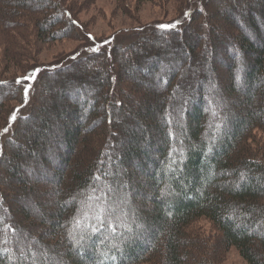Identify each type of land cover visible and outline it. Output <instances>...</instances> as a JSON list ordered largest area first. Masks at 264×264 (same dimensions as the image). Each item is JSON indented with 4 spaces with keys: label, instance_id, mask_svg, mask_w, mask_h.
<instances>
[{
    "label": "trees",
    "instance_id": "1",
    "mask_svg": "<svg viewBox=\"0 0 264 264\" xmlns=\"http://www.w3.org/2000/svg\"><path fill=\"white\" fill-rule=\"evenodd\" d=\"M219 3L234 19L238 5L249 10L243 17L246 24H241L248 35L231 32L200 43V33L209 31L220 16L213 8L203 14L197 9L188 19L185 15L138 36L127 53L119 55L116 45L110 57L94 50L79 53L62 67L45 69L31 87L28 103L19 79L0 80V115L11 100L28 110L0 146V264H219L218 250L232 246L248 264H264V144L252 146V131L262 127L264 133V84L255 89L258 82L264 83V0ZM22 18L30 19L43 42L69 35L66 27L83 29L62 0H0L5 62L32 56L26 47L20 56L12 53V31ZM154 32L167 35L156 38ZM145 37L149 41L141 42ZM230 46L234 52H229ZM178 49L187 59L209 55L224 61L221 56L227 52L239 56L234 71H229L226 98L241 91L244 107L227 105L222 120L211 125L206 110L214 106L212 98H222L218 89L205 92L204 82L216 69L203 64L205 72L197 77L191 68H177L166 58H174ZM88 58L94 64L83 66ZM145 71L149 78L144 83L151 87L163 81L165 95L154 90L139 93L143 90L135 75ZM92 84L98 95L87 100L83 91ZM257 92L263 93L260 106ZM177 103L184 106L181 116ZM122 112L131 115V122L122 119ZM52 119L62 131L53 141L59 148H46L40 163L28 170L37 179L33 187L18 170L23 158L43 150L40 139ZM55 156L63 166L55 173L57 197L53 209L39 210L41 200L34 189L42 184L39 181L49 180L46 168ZM126 165L132 169L124 170ZM97 168L104 169L102 177ZM136 172L143 181L132 180ZM100 181L107 187L91 196ZM123 187L134 192V200L116 196ZM137 198L147 200L140 206ZM87 203L100 210H88ZM109 210L112 214H105ZM121 213L127 217L123 228L117 222ZM200 219L215 231L210 245L209 236L202 237L193 227Z\"/></svg>",
    "mask_w": 264,
    "mask_h": 264
},
{
    "label": "rangeland",
    "instance_id": "2",
    "mask_svg": "<svg viewBox=\"0 0 264 264\" xmlns=\"http://www.w3.org/2000/svg\"><path fill=\"white\" fill-rule=\"evenodd\" d=\"M255 1V0H254ZM210 2V3H209ZM62 3L68 7L71 17L74 18L79 24L83 26V29L76 28L69 30V27H66L65 29L68 31L67 33L69 35H66L62 38H59L57 40L51 41V42H43L39 40L35 33L33 32L34 29L32 28V24H30V19L28 18H22L19 20V22H23L21 25H17V29H13L14 35L11 36L13 38V42L16 43L13 45L12 53L14 55L20 56L23 53V50H26V48L31 52L30 58H23L21 60H17L15 58L11 59H5L7 62L3 60L2 54L3 50L5 49V44L0 42V80H12V79H19L20 87L23 93V96L26 98L27 103L29 102V98L31 95V87H33V84L35 83V80L39 78L41 73L45 69H52L56 67V65L61 66L68 62H70L71 59L75 58L77 55L85 54L87 52H91L94 50L102 51L103 54L107 57H110V53L113 51V47L116 45H120V53L131 50V47L127 48L129 44L132 42H135L134 40L139 36L146 35V33L155 31L156 27L159 25H165L169 22H174L177 18L184 17L186 15L185 19H188L189 17L194 15V12L197 9H201L202 14L205 13L208 8L215 10L214 13L217 16H220V20L218 23H215L216 20L212 21L210 24V29L205 32L200 33V43L207 42L209 44L210 40L212 39L213 35H230L231 32L234 34H246L248 35L246 31V27L242 28V23L246 24V19L244 20V16H246L247 13H249L247 8H244V6L238 5L237 11H236V19L233 17H230L229 15H225L222 12V8H220L221 4L219 3V0H62ZM253 3V2H252ZM213 7H212V6ZM242 12V13H241ZM246 12V13H245ZM35 14V13H34ZM37 15V14H36ZM20 19V18H19ZM24 20V21H23ZM171 24V23H170ZM174 24V23H173ZM216 25H219V28H217ZM21 28V30H20ZM12 29V28H11ZM166 32L164 33H152L153 37L160 36L164 38L166 36ZM157 38V37H156ZM144 40L141 41V39H138V42H145L147 43L150 39L148 37L143 38ZM232 46H234L232 44ZM26 47V48H25ZM179 48V47H178ZM235 48V46H234ZM174 48L173 50H175ZM236 49V48H235ZM172 50V51H173ZM174 58H166V60L169 61V63H172L177 66V68H191L195 73L197 74V77H200V75L205 72L203 69V66L206 65V63H210L216 70L215 74L210 75V79L206 80L204 82L206 86L205 92L211 91L216 93L217 91L218 95L220 96L221 101L212 100V108L207 109L206 117L211 119V125H214L218 123V119L223 118V111L228 108H232L235 110H239L240 108L244 107V96L242 95V92L240 91L237 93L235 91L234 97L226 98V92L228 91L229 81L231 80L232 76L229 74V71L233 72L234 69L232 67V64L238 62L239 56L231 55L228 56L229 52L233 51V48L230 46L229 52L226 54H222L224 57L221 61L218 58H212L211 56H205V57H199L201 59H187L181 53V50H176ZM234 52V51H233ZM2 53V54H1ZM242 57V56H241ZM220 58V57H219ZM230 58V59H229ZM205 59V60H204ZM221 59V58H220ZM91 59H83V66H86V64L90 67L94 63L90 61ZM202 60L204 62L202 63ZM92 63V64H91ZM204 64V65H203ZM96 66V65H95ZM62 67V66H61ZM78 68L79 65L77 66ZM167 68V66H165ZM228 69V70H227ZM231 69V70H230ZM166 70V69H165ZM56 74H60L62 71L54 70ZM53 71V72H54ZM66 72V71H64ZM54 73V74H55ZM63 74V72L61 73ZM38 76V77H37ZM138 80L139 87L143 90L139 93L141 95H144L143 93H147V91L154 90L155 94H164V84L163 81H157V83H154L153 86L149 87L146 83H144V80H147L149 78L148 72H141L137 73L135 75ZM196 77V78H197ZM198 79V78H197ZM142 81V82H141ZM193 81V80H192ZM197 82V81H196ZM194 83L191 85L196 84ZM91 83V81H90ZM199 83V82H198ZM261 84H264L263 82H258L256 84L255 89L261 88ZM185 85V84H184ZM216 87H214V86ZM183 86V85H182ZM237 86V85H236ZM239 86V85H238ZM184 87V86H183ZM209 88V89H208ZM240 88V87H239ZM2 89L0 88V93L2 94ZM184 88H182L180 91H182ZM241 89V88H240ZM186 90V87H185ZM242 90V89H241ZM138 94V93H137ZM263 93L257 92V99H259L258 104L260 106L261 102L260 99L262 98ZM83 95L86 96L85 98L88 100V98H94L98 95V89L92 84L90 85V88H85L83 91ZM139 95V94H138ZM140 95V96H141ZM165 95V94H164ZM261 95V98H260ZM162 96V95H161ZM179 96L182 97V93H179ZM138 98V96H135V99ZM74 100V99H73ZM70 100H67L69 103ZM75 101V100H74ZM77 101V100H76ZM88 103V101H87ZM264 103V102H263ZM5 104L9 105V109L7 111H4L3 114L0 115V146L3 144L6 140V137L10 134L8 133L9 129H11L12 125L15 124V122L19 119V115L27 114V106L24 107L22 104H18L16 101L11 100L9 102H5ZM177 115L181 116L183 111V107L180 104L177 103L176 105ZM115 113L118 112V110H114ZM121 112V110L119 111ZM118 112V113H119ZM10 114V117L8 115ZM167 113V111H165ZM15 117L12 119V117ZM122 119L124 121L131 122L132 117L129 114H124V112L121 113ZM49 118V114H48ZM76 120V119H75ZM57 120L52 119L51 125L49 126L48 133L44 134L43 137H41V143L43 150H38L29 158H23L22 164L20 165V169L18 170L21 172V177L25 179L30 186L34 187L35 181H37L35 175H29L28 170L32 166H37L40 163V154L46 148H49L51 151L56 150L59 148V146H53V141L55 138H57L59 135H62V131L59 128L58 123H56ZM73 121V120H72ZM32 123H35L34 120L31 121ZM73 123V122H72ZM5 125H8V129L5 131ZM261 129H254L252 131V146L254 148L260 145L264 144V133L263 128ZM124 129V128H123ZM122 129V131H123ZM175 142H178L176 140ZM7 146V145H6ZM174 147H178L177 144L172 145ZM56 153V151L54 152ZM64 151L62 149L59 150L60 156L64 155ZM55 158V159H54ZM105 167L108 166L107 163H104ZM62 162L60 161V157H53L51 162H48L46 171L48 172V175L50 177L47 181H39L42 184L40 186L35 187L34 190H36L38 193H35V196H40V203L38 205L39 210L43 209H53V202L57 197V194L55 193V179L56 176L58 177V170L62 168ZM64 169V168H63ZM111 169V168H110ZM123 169H132L130 168V165L123 166ZM104 170V169H103ZM103 170L96 169V172L99 176H103L104 172ZM123 170V171H124ZM64 171V170H63ZM60 173V170H59ZM144 177L141 173L136 172L134 173L133 181L137 182L139 180L143 181ZM20 180L19 177L15 179V184H17ZM99 185L96 186L93 190H90L91 196H96L97 192L104 190L107 187V184L104 182H99ZM35 191V192H36ZM141 191V190H140ZM145 192V191H143ZM146 193V192H145ZM116 196H122L124 198L125 196L129 195L131 199L134 200V192L127 191L123 187L121 190H119L117 193H115ZM142 198V197H141ZM137 198L135 200L136 204L142 203V201H145L147 199H141ZM122 200L118 201L120 204ZM78 203H81L82 205L85 204L81 199H78ZM30 204V203H27ZM146 206H150V202L146 201ZM88 210H94L99 211L100 208L97 205L87 203ZM85 205V206H86ZM30 206V205H29ZM36 207V206H35ZM85 208V207H84ZM35 212L37 213V207L34 208ZM116 213V212H115ZM108 215H111L112 212L109 210L107 213ZM119 215V213H116ZM125 213H121L120 216L117 219V222L121 225V228H123L125 225ZM116 222V223H117ZM194 229L198 232L199 235L202 237L209 236V243L212 242L210 239L215 240L214 235L215 231L212 228V225L210 222H208L206 219H200L195 224H193ZM208 235V236H207ZM219 264H248L239 254L237 248L235 247H229L227 249H219L218 250Z\"/></svg>",
    "mask_w": 264,
    "mask_h": 264
},
{
    "label": "snow or ice",
    "instance_id": "3",
    "mask_svg": "<svg viewBox=\"0 0 264 264\" xmlns=\"http://www.w3.org/2000/svg\"><path fill=\"white\" fill-rule=\"evenodd\" d=\"M173 27H174V25H172ZM161 27H169V26H161ZM15 117L13 116L12 117V119H14ZM5 131H6V129H5Z\"/></svg>",
    "mask_w": 264,
    "mask_h": 264
}]
</instances>
